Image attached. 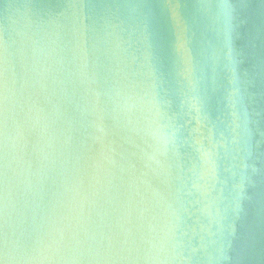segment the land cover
I'll list each match as a JSON object with an SVG mask.
<instances>
[{"label": "water", "instance_id": "95a60500", "mask_svg": "<svg viewBox=\"0 0 264 264\" xmlns=\"http://www.w3.org/2000/svg\"><path fill=\"white\" fill-rule=\"evenodd\" d=\"M0 0V264H264V0Z\"/></svg>", "mask_w": 264, "mask_h": 264}, {"label": "snow or ice", "instance_id": "6c2138e0", "mask_svg": "<svg viewBox=\"0 0 264 264\" xmlns=\"http://www.w3.org/2000/svg\"><path fill=\"white\" fill-rule=\"evenodd\" d=\"M219 7L225 10V16L229 25L231 24V9L233 8L231 0H222Z\"/></svg>", "mask_w": 264, "mask_h": 264}]
</instances>
